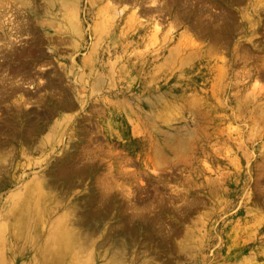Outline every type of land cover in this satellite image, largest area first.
<instances>
[{
	"label": "rangeland",
	"instance_id": "374dc122",
	"mask_svg": "<svg viewBox=\"0 0 264 264\" xmlns=\"http://www.w3.org/2000/svg\"><path fill=\"white\" fill-rule=\"evenodd\" d=\"M25 1L21 4L19 0H0V11L2 13L5 6L19 5L24 8V17L19 20L26 16V19L32 18L31 21L48 23L51 20L47 26L51 34L41 36L42 46L37 48L38 52L43 51L45 61L29 62L33 69L30 76L36 80L32 86L37 84L38 87H28L27 90L35 94L32 100L35 103L28 102L24 110L32 114L45 113L49 109L47 97L64 95L77 103L74 109H62L67 115L80 113L106 118L107 107L120 111L122 120L117 127L120 135L113 144L105 138L90 141L86 133L80 132L81 126H90V121L82 120V116L78 117L74 128L71 127V131L80 132L71 142L79 149L85 145L90 146L88 149L100 148L105 166L96 170L95 178L109 175L108 183L114 181L116 187L127 192L131 189V199L137 196L142 210L156 211L147 212L146 221L138 226L142 227H134L133 234L126 238L135 243L126 257L113 255L117 246L109 242L96 251L99 263L264 264V0H235L234 3L204 0L194 5L196 10L204 5L215 6L212 9L214 24L220 28H217V43L193 30L190 21L173 20L176 13L170 11V0H159L161 11L146 14L142 10L141 14V9L153 6L146 3L138 8L143 24L136 26L143 27L135 30L136 35L135 31L130 32L129 38H122L119 45L115 39L117 46L112 44L109 48L104 43L96 48L90 44L75 48L71 33L61 28L60 9L50 16L48 0ZM83 2L86 5L81 13L91 19L105 8V0ZM32 3L36 12L27 8ZM132 5L127 3L125 7L132 11ZM6 10L9 11L7 8L4 12ZM1 13L3 21L7 17ZM227 14L235 21L232 20L230 30L222 32L220 37ZM206 17L203 16L206 22L211 20ZM89 25L92 26V20ZM29 36L26 34L23 44L16 48L30 49L33 44ZM131 36L138 39L139 48L136 43L129 44L132 48L127 47L128 40L135 42ZM90 37L89 34L86 41L92 43ZM105 37L103 34L101 43ZM51 38H58L57 43L49 45L47 40ZM74 60L84 67L85 76L72 72ZM156 68L160 73L150 76ZM49 80L56 83L53 92L46 87ZM78 96L89 100L84 109L78 105ZM17 99L12 95L5 103L14 106ZM95 103L99 111H93ZM61 150L65 148L57 152ZM158 151L163 153L162 159ZM35 155V158L41 156ZM20 163L25 164L26 160ZM47 166L53 172L59 169L56 163ZM16 170L19 175L20 170ZM71 181L73 179L58 183L59 187L54 190L59 193L56 199L64 208L76 194L82 219L101 225L103 231L96 236L99 242L106 240L110 229L119 224L127 225L121 215L125 212L129 216L133 212V208H127V195L117 194L115 204L110 200L111 211L103 216L104 223H109L105 227L99 221L103 211L91 196L99 192L87 189L88 185L94 187L95 180L91 177L75 179L73 187ZM12 189V186L0 189V214ZM58 203L51 204V210L55 211ZM69 210L64 208L60 213ZM79 228L87 233L86 227Z\"/></svg>",
	"mask_w": 264,
	"mask_h": 264
},
{
	"label": "bare ground",
	"instance_id": "6f19581e",
	"mask_svg": "<svg viewBox=\"0 0 264 264\" xmlns=\"http://www.w3.org/2000/svg\"><path fill=\"white\" fill-rule=\"evenodd\" d=\"M33 1L34 0H32V2ZM83 1L84 0H48L51 11L50 16L56 15L58 9H60V16L63 22L61 28L71 33L73 36L71 39H73L72 41L75 48L86 47L87 45L89 46V44L92 48H96L95 46H101L103 43L107 48L112 44L117 46L116 42H118L119 45L122 38L128 37L129 34H132L130 32L139 30L143 27L136 26L139 23L143 24V21H141L138 16V8L140 6H145L146 3L153 5L141 9V14H148L153 10L154 12L161 11V8H163L158 4L159 0H145L143 3H140V0H121L120 4H118L117 1L105 0L104 10L91 19L81 13L83 6L86 5ZM177 1L178 0H170V11L176 13L173 20L180 22L190 21L193 30H196L201 36H209L214 43H217L215 41L219 37V32H217L219 25L214 24L213 17L215 14H213L212 10L215 6L204 5L199 10H196L193 6H197L198 3H202L204 0ZM233 1L235 0H229V3ZM19 2L23 4L27 1L19 0ZM127 3L133 4L132 11L127 8L128 6L125 7ZM96 5L97 4H95V6ZM7 8L9 11L6 10V12H4V9ZM27 8H30V10L34 12L37 11L34 4ZM23 10V7L21 8L19 5H14V7L5 6L3 12L1 13L0 11L3 16L7 17L3 21L2 19L0 20V112L2 111L0 114V189L7 186L13 187L9 199L3 205L0 214V264H113L112 262L99 263L96 251L109 242H113L114 244L116 243L117 246V249L112 251L114 253L113 255L121 258L126 257L128 250L135 247V243L129 242L126 238L133 234L132 232H134V229L138 228L140 222L146 221L147 212H154L155 210H142L143 208L140 207L142 204L138 197L133 196L134 198L131 199V189L127 192L125 189L116 187L117 184H115L114 181L108 183L109 175L95 178L94 175L97 171L105 166L103 160L104 153L100 148L96 149L93 147L88 149V147H90L89 145H85L79 149L78 146L71 142L76 138L78 131H71V127L74 128V123L77 122L78 117L82 116V120H89L90 126L93 125V127L89 126V128H87L81 126L79 129L80 132L86 133L85 136L89 138L90 141L99 142L101 138H105L113 144V141L120 135L117 127L122 120V113L115 109L112 111L110 107H107L106 109L109 108V111L105 113L106 118H102L101 115L92 116L80 113L74 116L67 115L63 113L62 109H74L77 103L69 99L71 97H65L63 95L61 98H56L50 94L49 97L46 96L48 98L46 105H49V109L46 110L45 113L32 114L24 110L23 106L35 100L33 97L35 94L33 95V92L27 90L28 87L31 89L38 87L37 84L34 85L35 87L32 86L36 83V80L33 76H30L32 75L31 71H33V69H30L31 65L29 66V64L31 63L29 62H41L44 60V53H41L42 50L38 52L40 49L37 50V48H41L42 46L40 44L41 39H43L42 37L44 36L45 38L47 35L51 34L48 32L49 27H47L51 20L48 23L44 22V20L31 21L32 18L26 19L27 16L19 20V17H24ZM142 10L146 12L144 11L142 13ZM26 14L28 15V13ZM229 14L225 15L223 19L224 28L220 32V37L222 36V32L225 34L227 30H230L233 17ZM205 15L209 20L211 18V20L208 22L203 20V16ZM91 20L92 26L89 25ZM234 23L235 22H233V24ZM240 23L241 22H238V24ZM156 24L158 25V23ZM86 27L88 30H86ZM157 28L158 27H156V29ZM86 32H88V34L85 35ZM26 34L31 36H29V39L33 46L30 49L24 46L16 48V45L23 44L24 38H27ZM89 34L92 37V43L86 41ZM103 34H105L106 37L101 43L100 38ZM134 34L136 35V31ZM134 37L135 36L132 38L131 36L135 42H130L128 40V48H132L131 46L138 42V39ZM84 38L85 40H81ZM56 39L51 38L50 40H46L50 45L52 42H55ZM188 39L190 41L191 38L188 37L186 40L188 41ZM226 42H229V40L225 41V43ZM129 44L131 46H129ZM222 44L223 41L221 45ZM136 45L137 48L140 47L137 43ZM210 46L212 48V44H210ZM83 71L84 67L81 65L79 66L78 63L73 65L72 72L74 74L82 73L81 75L85 76ZM159 71L160 69L156 68L152 74L151 72H149V74L154 77L160 73ZM58 76L61 78L60 75ZM75 79L77 78L75 77ZM97 83H99V81ZM55 84L54 81L49 80L46 83V87L47 89L51 88L53 92ZM64 90L65 88H62L61 91L64 92ZM12 95L18 97L16 100L17 102H14V106L5 103L7 100H10ZM28 95H30L29 98H27ZM37 99L39 98L37 97ZM77 99L78 105L82 109H84L89 102V100L83 96H78ZM41 104V106H43L42 102ZM107 106H109V104ZM94 108L93 111H99L98 107H96V103ZM95 123L97 127L94 126ZM45 131L48 132L46 135H43ZM98 146L99 145H97V147ZM63 147L65 150L57 152L59 148L63 149ZM37 153L41 154V156L35 158L34 156H36L35 154ZM157 153L162 156L160 159L164 157L162 152L158 151ZM135 157H138V153H136ZM23 159L26 160L25 164L20 163ZM127 161L132 162L133 159L127 158ZM49 163H56L59 169L53 172L50 166H47ZM59 163L63 164L60 165ZM16 169L20 170L21 173L19 175ZM126 172L128 173V171ZM151 172H154V170ZM84 177H91L95 180L94 187L88 185L87 189L90 191L95 189L99 192V195L94 192L91 196H94V200L99 204L98 209L103 211L102 214L99 215L101 217L99 221L101 224H104L105 227H108L109 223H104L105 220L103 216L111 211L113 204L111 205L110 200H113L115 204L118 197L116 196L117 194L124 193V195H127V199L125 198L128 200V203H126L128 205L127 208H133V212L129 216L125 212L121 214L123 216L122 219L127 222V225L119 224L115 229H110V235H108L104 241L99 242V239L96 237L103 231L101 225H99L98 222L92 225L90 221L82 219L79 209L81 203L76 201V194L73 195L67 207H64L70 209L69 212L65 214H61V210L64 208L60 206V202L58 203L56 199L59 193L56 194L54 190L59 187L58 183L60 181L69 182L70 179H73V181H71V187H73L75 179L81 181ZM61 195H63V193ZM64 200L62 199V201ZM56 203H58V205L55 211L51 210V204ZM80 226L86 227L87 233L81 231V228H79Z\"/></svg>",
	"mask_w": 264,
	"mask_h": 264
}]
</instances>
